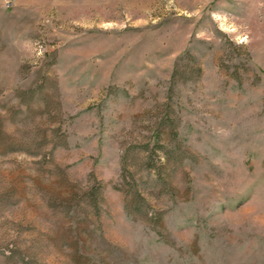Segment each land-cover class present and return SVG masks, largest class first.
<instances>
[{"label": "rangeland", "instance_id": "1", "mask_svg": "<svg viewBox=\"0 0 264 264\" xmlns=\"http://www.w3.org/2000/svg\"><path fill=\"white\" fill-rule=\"evenodd\" d=\"M0 264H264V0H0Z\"/></svg>", "mask_w": 264, "mask_h": 264}]
</instances>
